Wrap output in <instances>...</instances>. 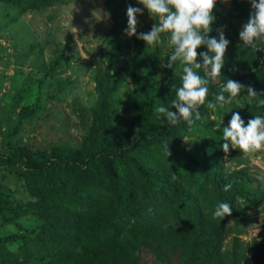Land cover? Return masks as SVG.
Wrapping results in <instances>:
<instances>
[{"label": "trees", "instance_id": "16d2710c", "mask_svg": "<svg viewBox=\"0 0 264 264\" xmlns=\"http://www.w3.org/2000/svg\"><path fill=\"white\" fill-rule=\"evenodd\" d=\"M68 1L0 4L11 6L18 16ZM121 5L106 2L114 23L106 40L119 34ZM151 29L137 26V34ZM134 43L137 50L126 64L131 83L127 109L121 108L116 71L104 63L94 73V104L75 109L80 139L38 149L12 142L16 131L8 134L0 165L14 173L29 198L13 201L10 189L0 184V221L19 228L0 235V264H142L145 253L154 264H244L248 254L253 264L264 263V243L240 239L247 209L260 205L264 195L251 169L228 171L222 151L223 127L234 113L239 112L245 126L255 115L264 116V43L256 48L231 43L221 76L210 80L206 102L199 107L202 120L191 126L183 121L168 125L156 111L161 105L171 109L172 86H180L183 71L180 61L173 68L163 67L172 52L167 36L162 34L149 47L136 37ZM60 63L57 55L43 69L38 89ZM196 71L203 75V69ZM226 79L239 81L245 90L223 108L208 109L207 102H214ZM248 86L257 97L247 96ZM24 93L15 95L13 107L20 108L16 128L40 110L38 102L22 104ZM191 137L204 141L197 149L188 148L184 140ZM225 184L232 185L229 191H224ZM219 202L231 205L230 216L214 218ZM29 215L37 224L20 230L16 221Z\"/></svg>", "mask_w": 264, "mask_h": 264}, {"label": "rangeland", "instance_id": "374dc122", "mask_svg": "<svg viewBox=\"0 0 264 264\" xmlns=\"http://www.w3.org/2000/svg\"><path fill=\"white\" fill-rule=\"evenodd\" d=\"M115 1L117 5L122 3L118 11L119 34L109 40H106V36L114 23L106 7L107 0H70L18 16L11 6L0 4V152L8 149V134L13 135L14 131L16 135L12 137V142L38 149H46L57 143L71 144L80 139L82 126L75 109L89 108L94 104V73L98 65L110 63L114 67L121 108L129 107L131 83L126 64L132 60L137 48L134 43L136 36L128 37L125 34L127 8L131 5L143 9V5L138 0ZM214 11L215 21L209 37L218 39L216 30L223 28L225 38L230 42L227 51L232 42L241 41L239 32L249 18L251 4L249 0H217ZM137 20L138 27L152 28L154 25L146 9L137 15ZM57 55L61 57V63L38 89L39 79L44 75L43 69L48 68ZM19 90L25 91L23 105L38 102L40 110L21 121L16 128L20 108L13 105ZM211 119L217 124L215 117ZM184 141L188 148L197 149L204 139L191 137ZM230 149L223 156L228 171L243 167L251 169L264 195V149L253 154ZM10 171L0 165V184L10 189L11 200H28V194ZM16 222L25 232L37 224L31 215ZM242 229L240 239L243 243L251 238L264 243V196L260 205L247 209ZM18 231L16 224L0 221L1 236ZM14 248L10 246V249ZM142 264H154L153 257L145 253ZM244 264H253L250 254Z\"/></svg>", "mask_w": 264, "mask_h": 264}, {"label": "clouds", "instance_id": "9594fccd", "mask_svg": "<svg viewBox=\"0 0 264 264\" xmlns=\"http://www.w3.org/2000/svg\"><path fill=\"white\" fill-rule=\"evenodd\" d=\"M138 3L143 5V9L148 11L156 23L151 31L137 34V15L142 14L143 9L129 5L125 34L128 37L136 36L147 47L155 45L162 34L166 35L172 52L163 67L173 68L176 61L183 64L180 86H172L175 99L171 101V109L175 111L163 105L157 107L156 111L166 118L168 125L174 126L183 121L191 126L195 121L202 120L199 107L206 102L210 80L215 81L221 76L226 49L230 43L225 38L223 28L216 30L218 39L209 37L211 25L215 21L213 10L217 0H138ZM249 3L252 11L241 27L239 39L243 46L256 48L258 43H264V0H249ZM201 46L206 47L207 52L198 53L197 49ZM198 56L202 62H198ZM198 69H203V75L196 71ZM244 90L245 86L239 81L226 79L218 93L214 94V102H207V108H223ZM246 91L249 97L258 96L251 86ZM222 136V151L226 154L230 147L238 148L246 154L260 152L264 149V116L255 115L245 126L239 112H236L228 126L223 127ZM231 187V184H225L224 191H229ZM231 214L232 207L226 202H219L213 212L214 218H224Z\"/></svg>", "mask_w": 264, "mask_h": 264}]
</instances>
